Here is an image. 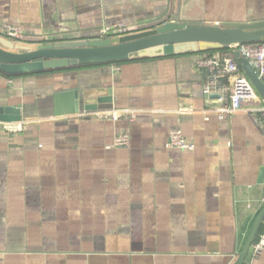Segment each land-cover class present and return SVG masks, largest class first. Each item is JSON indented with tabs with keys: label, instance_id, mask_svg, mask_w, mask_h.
Masks as SVG:
<instances>
[{
	"label": "crops",
	"instance_id": "1",
	"mask_svg": "<svg viewBox=\"0 0 264 264\" xmlns=\"http://www.w3.org/2000/svg\"><path fill=\"white\" fill-rule=\"evenodd\" d=\"M164 20L261 21L264 0H0V34L10 24L22 41ZM199 55L0 72V105L22 115L20 131L0 124V264L234 263L264 206V101L228 112L227 91L204 94ZM72 89L94 104L55 115L54 94ZM107 95L110 108L95 102ZM173 128L192 149L168 145ZM122 132L129 144L113 145Z\"/></svg>",
	"mask_w": 264,
	"mask_h": 264
},
{
	"label": "water",
	"instance_id": "2",
	"mask_svg": "<svg viewBox=\"0 0 264 264\" xmlns=\"http://www.w3.org/2000/svg\"><path fill=\"white\" fill-rule=\"evenodd\" d=\"M264 43V20L218 24L164 20L118 36L76 40L46 39L15 41L0 34V71L6 75L41 73L50 69L81 65H102L151 59L187 53L207 52L247 43ZM234 55L244 75L264 101V84L248 59ZM110 94V90L108 91ZM54 114L72 115L80 106L89 110L94 99L80 101L75 89L54 94ZM96 103H108L110 95L99 97ZM21 105H0V122L19 123ZM264 218V206L254 218L244 245L233 264H242Z\"/></svg>",
	"mask_w": 264,
	"mask_h": 264
},
{
	"label": "built area",
	"instance_id": "3",
	"mask_svg": "<svg viewBox=\"0 0 264 264\" xmlns=\"http://www.w3.org/2000/svg\"><path fill=\"white\" fill-rule=\"evenodd\" d=\"M3 34L15 41H22L20 29L10 24L2 26ZM131 26L118 23L101 29L100 37H112L124 35L135 31ZM239 54L244 55L250 64L257 71L264 84V43H247L234 46ZM196 66L205 72L206 77L203 83V92L206 95L227 91L229 108L228 112L233 113L241 108L242 102L256 98V92L246 76L241 73L237 57L234 55H215L204 53L197 56ZM230 79L231 85H225L221 79ZM261 117L264 120V109L261 110ZM9 131H20L21 125L18 123L0 122ZM130 142L128 133L117 134L112 144L115 146H126ZM168 145L179 149H192L193 144L188 142L179 128H173L168 135ZM264 204V195L261 197ZM264 250V231L258 235L256 241L250 246V253L253 257L259 255Z\"/></svg>",
	"mask_w": 264,
	"mask_h": 264
},
{
	"label": "trees",
	"instance_id": "4",
	"mask_svg": "<svg viewBox=\"0 0 264 264\" xmlns=\"http://www.w3.org/2000/svg\"><path fill=\"white\" fill-rule=\"evenodd\" d=\"M73 40H76V39H73ZM233 50V51H232ZM219 51H228V52H231L233 55H234V47H228V48H222V49H218V50H211V51H207V52H198L197 54H204V53H210V54H213L215 52H219ZM119 63H123V62H117L115 64H119ZM86 66H89V65H81V66H75V67H69V68H60V69H50V70H46V71H43L41 73H51V72H58V71H63V70H72V69H76V68H80V67H86ZM1 72V71H0ZM2 74H4L3 72H1ZM33 74H37V73H33ZM6 75V74H4ZM23 75V74H21ZM25 75V74H24ZM8 77H13V76H19V75H6ZM264 231V218L259 226V229L257 231V234H256V237L254 239V241L257 240L258 238V235ZM249 254V251L246 255V257L248 256ZM246 257L244 259V261L242 262V264H248L247 260H246Z\"/></svg>",
	"mask_w": 264,
	"mask_h": 264
}]
</instances>
